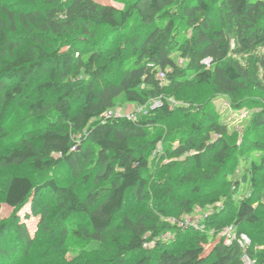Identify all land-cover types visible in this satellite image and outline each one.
Instances as JSON below:
<instances>
[{
	"label": "trees",
	"instance_id": "obj_1",
	"mask_svg": "<svg viewBox=\"0 0 264 264\" xmlns=\"http://www.w3.org/2000/svg\"><path fill=\"white\" fill-rule=\"evenodd\" d=\"M181 2L0 0V204L11 209L0 264H243L244 254L264 264V249L244 253L237 240L264 238V106L240 148L212 107L264 98V0L170 10ZM194 89L203 103L189 100ZM119 99L161 104L134 120L105 117ZM235 166L241 180L227 183ZM220 201L201 230L166 221ZM27 204L33 237L18 216Z\"/></svg>",
	"mask_w": 264,
	"mask_h": 264
},
{
	"label": "rangeland",
	"instance_id": "obj_2",
	"mask_svg": "<svg viewBox=\"0 0 264 264\" xmlns=\"http://www.w3.org/2000/svg\"><path fill=\"white\" fill-rule=\"evenodd\" d=\"M95 1L100 4L111 5L117 9H123L125 4L129 2L130 0H95ZM186 2L187 0H182V2L179 5L172 7L170 10L177 11ZM188 92H189L188 98L190 101H193L196 104L204 102L203 95L205 92L197 90V89H194L191 91L188 90ZM244 99L245 101H249L250 99H252L253 100L252 103L256 102L255 103L256 105L251 106V107L245 106L237 110L229 104L228 99L225 97L217 98L213 100L212 102V107L218 113L220 122L225 126L228 136L232 139V141L234 140V143L236 144L238 148L244 145L247 133L249 131H252L253 129L252 124H251L252 117L254 116L255 113L261 110L262 106H264V98L263 100H258V97L256 95H253L252 93H248L244 97ZM157 100L158 99L151 100L146 106H135L131 104L130 105L126 104L122 99H119L117 102V107L114 108L112 112L117 115H121V116L131 115L133 117H139L141 115H145L148 110H153L154 106L157 105L156 104ZM167 103L172 109L175 107H179V108L188 107L187 104L182 103V102H176L170 98L167 99ZM199 119H200V116L193 117V121L195 122L198 121ZM186 129L188 128L186 127ZM261 133L264 135V131ZM216 138L218 137L215 135H211V141H214ZM174 145H176V142L174 143ZM157 147L161 148V145L158 144ZM260 153L261 152H258V151H254L253 153L251 152L250 158L252 157L256 158L258 155H260ZM167 163H168V160L165 159L164 164H167ZM25 170H27V168L25 169L20 168L13 172H23L24 173ZM241 171H242L241 167H238V166L232 167L226 175V179H227L226 182L229 183V182H233L234 180H238V181L241 180V174H242ZM242 186H243L242 188L243 193L247 195L251 190L250 184L245 183ZM221 202L222 201L218 202V204L214 206H207L204 210H199L198 208H196L194 211V214L191 215L190 217L194 218L199 215H203L205 213H212L213 209L216 210L217 207L221 208L222 206ZM257 204H256L257 206L264 207V196L258 200ZM10 213H11L10 208L6 207L3 204H0V219L3 220V219L8 218ZM18 216H19L20 221L23 224H25V226L27 227V230L30 236L33 237L36 232L39 219L32 215L30 204H27L25 207H23L22 210L19 212ZM172 220H178V219L176 218L166 219V221H168L170 225H172L171 224ZM256 233H255L256 234L255 239L257 240H254L253 237L249 234L247 235L248 237L245 235L248 240L247 247L249 249V248H253V246H256L255 247L256 249L263 250L264 249V238H260L261 236L258 235L259 230H256ZM67 259L68 260L72 259V255L68 254Z\"/></svg>",
	"mask_w": 264,
	"mask_h": 264
},
{
	"label": "built area",
	"instance_id": "obj_3",
	"mask_svg": "<svg viewBox=\"0 0 264 264\" xmlns=\"http://www.w3.org/2000/svg\"><path fill=\"white\" fill-rule=\"evenodd\" d=\"M205 66H209V60H204L202 62ZM159 78L162 79L163 76L162 75H159ZM157 105L154 106V108L156 107H159L160 106V101L157 100ZM153 108V109H154ZM105 117H110V116H118V117H125L126 119L128 120H134L136 119L137 117H133L131 115H127V116H121V115H117L115 113H113L112 111L110 112H107L105 115ZM211 213H205L203 215H199L197 217H183L182 219L180 220H172L171 221V224L175 227H177L178 229H186V228H192V229H196V230H201L203 229L204 225V220L210 215ZM219 237H222L223 239V242L225 245H229L231 244V242L233 240L236 239V236L235 234L233 233V228L232 227H227L225 228L221 234L219 235ZM173 239V235L170 233V232H167L163 235H161L160 237H158L157 241H169ZM238 240V243L240 245V247L242 248L243 252L245 253L246 250H247V244H248V240H247V237L245 235H240L239 238H237ZM148 245L145 244L144 247H147ZM149 247V246H148ZM242 261H243V264H253V261L251 259L248 258V256L246 254H244L242 256Z\"/></svg>",
	"mask_w": 264,
	"mask_h": 264
}]
</instances>
